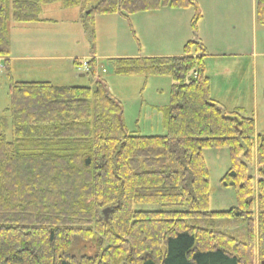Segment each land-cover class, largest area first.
Listing matches in <instances>:
<instances>
[{
  "label": "trees",
  "instance_id": "1",
  "mask_svg": "<svg viewBox=\"0 0 264 264\" xmlns=\"http://www.w3.org/2000/svg\"><path fill=\"white\" fill-rule=\"evenodd\" d=\"M57 2L78 7L90 35L100 14L192 6L194 21L200 17L195 0H0L8 78L10 22L40 21L42 8ZM255 21L264 25V0H255ZM183 50L109 59L118 75L172 79L164 134L127 131L121 103L99 77L92 86L9 80V136L0 118V264L264 261V133L211 98L204 48L188 41ZM88 65L94 77L93 57ZM221 147L230 165L220 183L236 204L210 211L202 151ZM77 242L93 252L73 253Z\"/></svg>",
  "mask_w": 264,
  "mask_h": 264
},
{
  "label": "rangeland",
  "instance_id": "2",
  "mask_svg": "<svg viewBox=\"0 0 264 264\" xmlns=\"http://www.w3.org/2000/svg\"><path fill=\"white\" fill-rule=\"evenodd\" d=\"M195 1L200 16L195 21L192 6L164 7L128 18L115 13L100 14L94 17L91 35L81 26L78 9L65 10L58 2L44 7L40 13V17L51 22H10V78L5 73L3 61L0 62V118L6 120L5 135H10V79L92 86L98 77L106 83L107 93L121 103L127 131L164 134V110L169 103L172 79L118 75L109 59L126 50L134 54H139L140 50L163 53L171 49L168 42L175 43L174 50L182 54L188 40L204 48V73L209 79L210 95L215 97L212 98L226 111L238 109L243 116L252 118L255 135L264 133V25L254 19L255 0ZM183 28L187 38H169L171 31L178 36ZM39 38L44 42L41 49L36 44ZM195 46L189 47L191 54L196 51ZM91 50H95V76L75 67H71V73L66 66L70 54L88 55ZM55 56L62 58H51ZM83 58L80 56L79 61ZM202 155L208 169L209 210L232 207L236 204L234 190L220 183L230 165L228 148H206ZM255 169L252 165L254 175ZM83 244L77 242L72 252L83 247V251L93 252L92 246ZM259 262L255 257L254 263Z\"/></svg>",
  "mask_w": 264,
  "mask_h": 264
},
{
  "label": "crops",
  "instance_id": "3",
  "mask_svg": "<svg viewBox=\"0 0 264 264\" xmlns=\"http://www.w3.org/2000/svg\"><path fill=\"white\" fill-rule=\"evenodd\" d=\"M197 2V1H196ZM61 5V4H60ZM48 6V5H47ZM44 7H46V6H44ZM43 7V8H44ZM61 7H63L62 5H61ZM43 8H42V10H43ZM70 8H72V7H70ZM70 8H66V7H63V9H70ZM77 9H78V20H79V22H80V24H81V26L82 27H84V29L86 30L87 28L85 27V26H83V24L81 23V19H80V10H79V8L78 7H76ZM42 10H41V12H42ZM133 16V15H132ZM39 18L41 19L40 21H37V22H31V23H41V22H51V20L50 19H46V18H42V17H40V14H39ZM254 19H255V4H254ZM31 23H29V24H31ZM23 24V23H22ZM182 32L183 33H181L180 35H178L177 36V34H174V31H171L170 33V36H169V38H187V35H186V31L184 30V28L182 29ZM196 37H198V36H196ZM194 38V37H193ZM188 41H190V40H188ZM187 42V41H186ZM44 42L42 41V39L41 38H39V39H36V44L38 45V47H39V49H41V46H42V44H43ZM168 44L171 46V49L170 48H168L166 51H164L163 53H150V52H143L142 50H140L139 52V54H134V53H130V52H128L127 50L126 51H124V52H122V53H120L119 55H114V56H116V57H114V58H119V57H151V56H180V55H182L181 54V52H179V51H176V50H174V45H175V43H171V42H168ZM26 46H28V45H26ZM10 54H11V52H10ZM204 55H203V57L204 56H206V54L205 53H203ZM215 55H220V54H217V53H214ZM193 56H195V55H197V52L196 51H194L193 52V54H192ZM227 54H225L224 56H226ZM230 55H235V54H230ZM80 56H82V57H84V58H90V57H93V58H95L96 59V57H95V50H91L90 51V53L88 54V55H84V54H82V55H77L75 52L74 53H71L70 54V56L68 57V62L66 63V66L68 67V69H69V71L71 72V73H73V70H72V68L71 67H75L76 69H77V63L76 62H73L72 60H79V58H80ZM105 56H107V55H105ZM108 56H111V57H113V55H108ZM51 58H53V59H60V58H62V57H58V56H55V57H51ZM9 60H11V55H10V57H9ZM0 62L2 63V59H0ZM80 76H82L83 74L82 73H80L79 74ZM76 77V76H75ZM60 85H71V84H64V83H62V84H60ZM211 96V95H210ZM215 98L214 97V95L212 94V96H211V98ZM212 98V99H213ZM214 100V99H213ZM216 101V100H215Z\"/></svg>",
  "mask_w": 264,
  "mask_h": 264
},
{
  "label": "built area",
  "instance_id": "4",
  "mask_svg": "<svg viewBox=\"0 0 264 264\" xmlns=\"http://www.w3.org/2000/svg\"><path fill=\"white\" fill-rule=\"evenodd\" d=\"M80 68H81L82 70H84V71H88V70H89V65H88L87 62L84 61V62L81 63ZM103 71H104V70H103Z\"/></svg>",
  "mask_w": 264,
  "mask_h": 264
},
{
  "label": "water",
  "instance_id": "5",
  "mask_svg": "<svg viewBox=\"0 0 264 264\" xmlns=\"http://www.w3.org/2000/svg\"><path fill=\"white\" fill-rule=\"evenodd\" d=\"M108 210H109V209H106V211L104 212L105 215H106V213L108 212ZM261 264H264V261H262Z\"/></svg>",
  "mask_w": 264,
  "mask_h": 264
}]
</instances>
